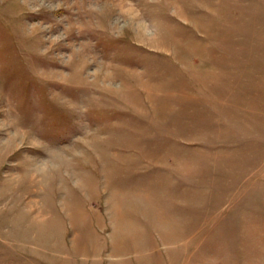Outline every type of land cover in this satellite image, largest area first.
I'll return each instance as SVG.
<instances>
[{"label": "rangeland", "instance_id": "obj_1", "mask_svg": "<svg viewBox=\"0 0 264 264\" xmlns=\"http://www.w3.org/2000/svg\"><path fill=\"white\" fill-rule=\"evenodd\" d=\"M0 264H264V0H0Z\"/></svg>", "mask_w": 264, "mask_h": 264}]
</instances>
